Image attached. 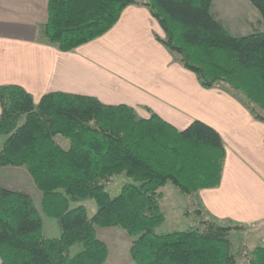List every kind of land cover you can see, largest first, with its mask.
<instances>
[{
	"label": "trees",
	"instance_id": "1",
	"mask_svg": "<svg viewBox=\"0 0 264 264\" xmlns=\"http://www.w3.org/2000/svg\"><path fill=\"white\" fill-rule=\"evenodd\" d=\"M248 1L263 29L232 34L211 10L212 0H48L38 38L69 51L104 34L127 5H143L164 32L155 38L174 60L201 86L224 87L264 122V0ZM149 113L141 117L127 104L60 91L34 103L21 85L0 84V167L24 166L41 192L42 212L60 227L59 236H45L30 194L0 185V264H103L108 249L96 225L125 230L135 264H239L230 233L245 224L200 207L195 213L205 216L195 225L155 231L165 218L159 188L170 182L199 202L200 189L220 183L225 146L199 119L178 129ZM119 173L131 181L111 196L105 187ZM83 198L95 201L91 216L70 204ZM74 243L81 248L71 254ZM244 264H264V244L245 255Z\"/></svg>",
	"mask_w": 264,
	"mask_h": 264
},
{
	"label": "crops",
	"instance_id": "2",
	"mask_svg": "<svg viewBox=\"0 0 264 264\" xmlns=\"http://www.w3.org/2000/svg\"><path fill=\"white\" fill-rule=\"evenodd\" d=\"M47 2L0 0V84L21 85L34 103L60 91L127 104L141 117L150 109L178 129L207 123L221 135L225 159L219 185L197 192L202 210L228 222L264 220V122L174 60L155 38L164 32L147 7L127 5L104 34L62 51L38 38Z\"/></svg>",
	"mask_w": 264,
	"mask_h": 264
},
{
	"label": "rangeland",
	"instance_id": "3",
	"mask_svg": "<svg viewBox=\"0 0 264 264\" xmlns=\"http://www.w3.org/2000/svg\"><path fill=\"white\" fill-rule=\"evenodd\" d=\"M211 10L232 34H246L263 29L259 12L248 0H212ZM225 87L227 86L225 85ZM221 88L224 89V87ZM242 98L246 99L244 95H242ZM55 138L61 145L67 147V139L61 135H57ZM3 139L4 135H0V147ZM1 167L0 185L23 190L30 194L33 204L41 213L42 229L45 236H59L58 220L42 212L40 205L41 192L24 166L8 165ZM128 181H131V179L123 173L114 174L105 189L111 196L116 195L123 183ZM159 190L162 192L160 207L165 214V218L163 222L155 227L156 232L183 230L195 225L200 217L205 216L204 214L198 216V213H195V209L201 207L198 199L184 194L172 183L167 182ZM70 204L71 206L83 205L88 216L94 214L96 210L95 201L91 198H83ZM95 228L97 237L105 242L108 249L106 262L104 261L103 264H135L129 254L132 238L125 230L117 226L102 227L96 225ZM230 238L239 264H244L245 255H248L256 245L264 244V220L245 224L240 230H233L230 233ZM80 248V243H74L69 247V252L73 254Z\"/></svg>",
	"mask_w": 264,
	"mask_h": 264
}]
</instances>
